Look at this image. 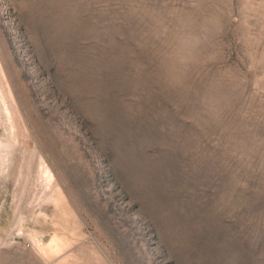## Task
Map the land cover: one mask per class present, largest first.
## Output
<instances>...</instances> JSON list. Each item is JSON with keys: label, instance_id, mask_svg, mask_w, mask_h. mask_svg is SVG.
<instances>
[{"label": "rangeland", "instance_id": "1", "mask_svg": "<svg viewBox=\"0 0 264 264\" xmlns=\"http://www.w3.org/2000/svg\"><path fill=\"white\" fill-rule=\"evenodd\" d=\"M0 264H264V0H0Z\"/></svg>", "mask_w": 264, "mask_h": 264}]
</instances>
